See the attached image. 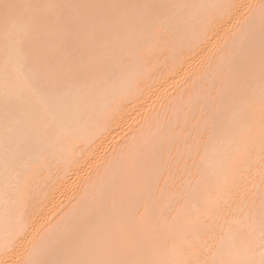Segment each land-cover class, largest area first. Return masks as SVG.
Instances as JSON below:
<instances>
[{
    "label": "bare ground",
    "instance_id": "6f19581e",
    "mask_svg": "<svg viewBox=\"0 0 264 264\" xmlns=\"http://www.w3.org/2000/svg\"><path fill=\"white\" fill-rule=\"evenodd\" d=\"M0 264H264V0H0Z\"/></svg>",
    "mask_w": 264,
    "mask_h": 264
}]
</instances>
